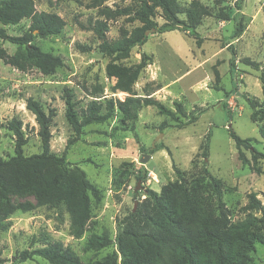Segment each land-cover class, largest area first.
<instances>
[{"label":"rangeland","instance_id":"obj_1","mask_svg":"<svg viewBox=\"0 0 264 264\" xmlns=\"http://www.w3.org/2000/svg\"><path fill=\"white\" fill-rule=\"evenodd\" d=\"M188 1L179 0L180 6H186ZM201 2L212 14L204 16L196 26V36L180 28L148 31L146 42L133 47L129 57L120 61L131 66L142 55L150 56V63L140 72L131 93L151 96L172 111H176L174 103L180 102L184 114L176 111L177 119L160 113L153 105L141 106L135 119L115 109L107 120L84 126L77 136L65 118V88L70 91L77 110L85 108L91 99L104 102L110 97L122 100L129 95L113 92L115 78L106 73L111 56L99 52L101 38L95 33L94 25L97 20L106 23L104 33L108 41L128 34L139 25L133 14L138 6L136 0L104 2L113 11L124 7L131 11L113 17L102 14L100 6H92V0H34L37 11L55 12L65 22L59 34L33 36L32 43L62 58V64L52 74H42L20 60L14 64L10 58L18 46L0 39V159L14 154L15 138L8 128L12 119L21 121L27 137L24 153L41 151L35 116L26 107L27 99L32 98L46 112L54 110L50 151L60 155L68 139H74L66 149L65 160L69 166L78 164L100 191L98 199L91 198L90 217L78 237L70 233L69 215L63 206H35L28 211L16 210L3 218L0 201V224L10 223L6 228L0 227V264H48L37 255L25 260L19 258L21 251L42 246L45 237L69 246L80 264H90L112 252L114 245L94 250L86 245L87 239L92 233L105 231L114 238L119 220L148 205L149 191L159 193L178 180L174 166L181 169L189 187L191 179L203 177L199 193L215 213L223 207L231 222L244 218V205L250 192L256 193L264 207V162H260L262 173L242 164L228 131L232 127L240 137H251L252 145L264 151L258 133V126L264 122V113L260 112L264 0ZM219 7L230 11L231 17L239 11L246 16L241 34L233 35V18L217 17ZM178 17L184 19L185 15L180 12ZM155 19L163 22L159 10ZM29 22L23 19L5 29L10 35H19ZM243 151L250 158L249 149ZM145 154L149 158L140 163ZM142 168L146 176L138 180ZM204 168L222 180L220 196L214 194ZM10 200L13 204L35 203L31 193L12 194ZM251 256L249 264H264V243H256Z\"/></svg>","mask_w":264,"mask_h":264},{"label":"trees","instance_id":"obj_2","mask_svg":"<svg viewBox=\"0 0 264 264\" xmlns=\"http://www.w3.org/2000/svg\"><path fill=\"white\" fill-rule=\"evenodd\" d=\"M106 1L108 0H92V6H100V12L107 17L131 12L127 7L113 11L103 5ZM136 1L138 6L133 14L139 25L134 26L128 34L108 41L104 33L107 30L106 23L97 20L94 25L95 33L101 38L99 52L111 56V61L106 65V73L115 78L112 90L127 92L129 95L122 100L110 97L104 102L91 99L85 108L77 110L70 91L65 88L64 114L77 136L82 133L84 126L107 120L115 109L129 119H135L138 109L143 105H153L160 113L173 119H177L176 111L184 114L180 102L174 103L176 111H172L151 96L132 95V85L142 69L150 63L149 55H142L140 61L131 66H125L120 61L129 57L133 47L146 42L148 31L164 32L180 28L196 36V26L204 16L211 15L212 11L201 0H189L184 7L180 6L179 0ZM158 10L163 19L162 23L155 19ZM180 12L184 13V19L178 17ZM217 17L221 20L233 18L235 36L242 33L247 19L240 11L231 17V12L224 7H219ZM23 19H29L28 28L19 35L8 34L5 26L16 25ZM64 24L62 17L55 12L37 11L34 0H0V39L18 46L10 58L14 60V64H18L20 60L21 63L34 66L42 74L54 73L62 64V58L43 51L32 40L34 34L39 37L59 34ZM248 62L257 66L252 61ZM261 91L260 112L264 113V75L261 76ZM26 107L35 116L41 151L26 155L23 147L27 137L22 130L21 121H9L8 128L12 131L15 142L14 154L0 159V201L3 204V218L16 210L28 211L35 206H63L69 215L70 233L78 237L90 217L91 198L98 199L100 191L88 180L78 164L69 166L66 162V149L74 139H68L60 155L50 151V126L54 110L49 109L46 112L41 103L32 98L27 99ZM228 131L241 163L247 164L256 173H262L260 162H264V151L252 145L251 137H240L232 127ZM258 133L264 146V122L258 126ZM244 148L249 149L250 158L244 154ZM174 169L178 180L163 187L159 193L149 191L146 197L148 205L119 220L114 238L107 231L89 236L86 245L94 250L114 245L112 252L90 264H249L252 261L251 253L255 244L264 243V207L256 193L250 192L247 195L244 218L231 222L223 207L215 213L199 193L203 177L191 179L189 187L183 180L181 169L177 166ZM203 172L210 178L214 194L220 196L222 180L205 168ZM145 176V169H140L138 180ZM25 193L33 194L35 203L11 202L12 194ZM252 211L260 214L256 215ZM9 224L1 223L0 227L6 228ZM34 255L44 258L48 264H80L78 256L69 246L58 240L49 241L46 237L42 246L21 251L19 258L25 260Z\"/></svg>","mask_w":264,"mask_h":264},{"label":"water","instance_id":"obj_3","mask_svg":"<svg viewBox=\"0 0 264 264\" xmlns=\"http://www.w3.org/2000/svg\"><path fill=\"white\" fill-rule=\"evenodd\" d=\"M148 34V32H146V35ZM149 158V155L148 154H145L144 155V157H141L140 158V163H145L146 161H147V159ZM138 187H139V181H138V183H137V185H136V189H138Z\"/></svg>","mask_w":264,"mask_h":264}]
</instances>
